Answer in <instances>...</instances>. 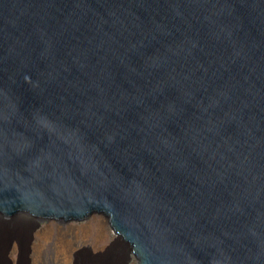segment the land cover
Wrapping results in <instances>:
<instances>
[{
    "label": "water",
    "instance_id": "obj_1",
    "mask_svg": "<svg viewBox=\"0 0 264 264\" xmlns=\"http://www.w3.org/2000/svg\"><path fill=\"white\" fill-rule=\"evenodd\" d=\"M24 217L264 264V0H0V264Z\"/></svg>",
    "mask_w": 264,
    "mask_h": 264
},
{
    "label": "rangeland",
    "instance_id": "obj_2",
    "mask_svg": "<svg viewBox=\"0 0 264 264\" xmlns=\"http://www.w3.org/2000/svg\"><path fill=\"white\" fill-rule=\"evenodd\" d=\"M101 221H107L108 227L103 232V236L99 237ZM89 225V233L83 236V233H77V242L74 244L77 253L80 255L79 264H121L124 258H129L128 264H139L134 254L126 250L122 243L111 235V226L107 219H94L86 224H69V223H54V224H39L31 222L24 217L15 221L14 230L15 236L11 243V249L7 253L9 264H34L33 246L36 241L37 233L42 232L44 228H53L54 235L46 244L44 256L39 258L36 264H57L54 263L57 252V242H55V235L59 227L69 228H83ZM49 226V227H48ZM34 228V229H32ZM100 238V239H99ZM5 238H0V243L3 244ZM43 259V260H42Z\"/></svg>",
    "mask_w": 264,
    "mask_h": 264
},
{
    "label": "bare ground",
    "instance_id": "obj_3",
    "mask_svg": "<svg viewBox=\"0 0 264 264\" xmlns=\"http://www.w3.org/2000/svg\"><path fill=\"white\" fill-rule=\"evenodd\" d=\"M49 227V226H48ZM108 227L107 221H101L100 232L98 236H103V232ZM89 225L83 226V228H74L70 226L69 228L59 227L58 232L55 235V242H57V256L54 259V263L57 264H79L80 255L77 253L76 247L74 244L77 242V233L82 232L83 236H87L89 233ZM36 241L33 246V259L34 264L39 263V258H42L45 252L46 244L49 240L53 238L54 229L53 228H44L42 232L37 233ZM100 239V238H99ZM43 260V259H42Z\"/></svg>",
    "mask_w": 264,
    "mask_h": 264
}]
</instances>
